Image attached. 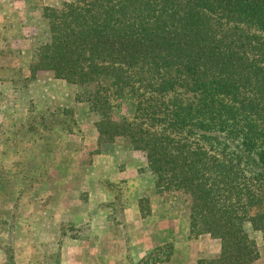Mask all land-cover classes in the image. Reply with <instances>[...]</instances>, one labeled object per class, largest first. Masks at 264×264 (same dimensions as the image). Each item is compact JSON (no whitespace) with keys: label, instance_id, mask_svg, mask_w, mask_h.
<instances>
[{"label":"trees","instance_id":"trees-1","mask_svg":"<svg viewBox=\"0 0 264 264\" xmlns=\"http://www.w3.org/2000/svg\"><path fill=\"white\" fill-rule=\"evenodd\" d=\"M37 8L42 39L24 79L44 71L77 89L76 101L97 116L96 153L124 140L144 155L165 214L184 215L194 239L219 240V252L195 264H256L254 232L264 240V0H64ZM125 99L132 116L114 117ZM49 112L63 126L30 116L17 139L12 133V147L22 152L40 131L68 128L70 108ZM51 135L40 138L50 145ZM34 165L24 161L20 179L30 180ZM137 207L142 217L151 213L147 196ZM153 255L142 263H155Z\"/></svg>","mask_w":264,"mask_h":264},{"label":"rangeland","instance_id":"rangeland-1","mask_svg":"<svg viewBox=\"0 0 264 264\" xmlns=\"http://www.w3.org/2000/svg\"><path fill=\"white\" fill-rule=\"evenodd\" d=\"M62 1L0 0V264L11 254L14 264H143L152 253L155 263L146 264H195L213 255L202 252V246L213 249L216 241L190 237L184 215L165 214L151 176L143 170L146 160L141 152L118 140L96 153L97 116L76 101L74 86L61 83L74 105L66 114L68 128L62 129L58 115L49 112L62 107L59 99L48 97L52 88L60 89L51 85L52 75L43 72L41 78L24 79L29 75L27 50L42 39L36 7ZM16 39L24 54L17 52ZM133 110L131 100L125 99L112 115L130 117ZM36 114L62 126L55 125L52 135L47 129L40 131L42 135L20 152L11 145L12 133L17 139L18 126L28 125ZM46 135L53 136L50 145L40 138ZM96 155L106 163H96ZM30 160L35 162L27 171L31 179L22 180L18 171ZM7 179L10 185L4 186ZM143 195L154 214L144 218L145 227L136 228L128 208L136 207ZM107 202H114L115 209ZM253 235L261 253L256 264H264V240L260 232Z\"/></svg>","mask_w":264,"mask_h":264},{"label":"crops","instance_id":"crops-1","mask_svg":"<svg viewBox=\"0 0 264 264\" xmlns=\"http://www.w3.org/2000/svg\"><path fill=\"white\" fill-rule=\"evenodd\" d=\"M14 42L15 41H17L16 42V48H18V51L17 52H19V49L21 50V52H22V54H24V50H22V46H21V40L20 39H16V40H13ZM13 45V43H11V46ZM15 45V44H14ZM31 49V50H30ZM27 52L28 53H30L31 54V52H32V47L31 48H29L28 50H27ZM29 57V56H28ZM28 72V71H27ZM44 71H38L37 73H36V78H41L42 77V73H43ZM28 74H29V72H28ZM53 77V76H52ZM63 82H65V81H63V80H59V79H55L54 77H53V79L51 80V85H56V86H59L60 87V89L59 90H55V89H53L52 88V91L48 94V97H53V99H55V101H56V99H59V101H60V103L62 104V107H65V108H71V107H73L74 105L73 104H71V102H72V98H70L68 95H67V93H65L64 92V88L66 87V86H62L61 85V83H63ZM67 88V87H66ZM52 99V101L55 103V101ZM51 101V102H52ZM94 146H95V144H94ZM100 156L99 155H96V156H94L93 158H94V160H95V162L96 163H99V164H105L106 163V161L105 160H103V159H100L99 158ZM118 177L117 178H121V176H120V173L118 172ZM94 206V205H93ZM97 206V204L95 205V207ZM130 210V212L133 214V216H134V219H135V221H134V227H136V228H139V227H145V222H144V218L145 217H142L141 216V214H140V212H139V210H138V207L136 206V207H134V208H128V211ZM151 213L152 214H154V209H152L151 208ZM171 223H173V222H171ZM101 231V230H100ZM146 231V230H145ZM147 233V232H146ZM214 240V241H216L217 242V244H216V246H214V248L213 249H210V248H208L207 246H202V252H206V253H208V254H216V253H218L219 252V240H217V239H212V238H208V237H206V236H200V237H198V240H202V241H205V240ZM262 239V238H261ZM176 250V249H175Z\"/></svg>","mask_w":264,"mask_h":264}]
</instances>
